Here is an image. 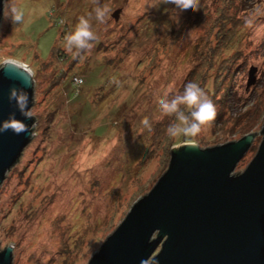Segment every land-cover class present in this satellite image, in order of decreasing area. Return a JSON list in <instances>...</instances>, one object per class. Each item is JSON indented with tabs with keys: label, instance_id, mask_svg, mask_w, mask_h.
Segmentation results:
<instances>
[{
	"label": "rangeland",
	"instance_id": "1",
	"mask_svg": "<svg viewBox=\"0 0 264 264\" xmlns=\"http://www.w3.org/2000/svg\"><path fill=\"white\" fill-rule=\"evenodd\" d=\"M17 2L25 14L21 25L5 18L3 0L0 65L14 59L30 68L33 122L29 142L0 182V249L12 244L11 264H86L165 170L161 146L187 142L166 133L176 121L161 119L157 100L165 93L200 81L216 111L225 110L195 143L205 147L239 137L228 132L232 116L264 94V0H244L236 11L241 21L230 50H243L244 58L217 91L213 75L219 68L205 72L210 50L204 43L217 29L211 23L218 12L233 11L229 0H200V9L180 13L179 23L171 4L100 0L109 9L106 23L92 21L97 39L75 59L64 36L92 10V0ZM243 16H255L251 27ZM145 118L151 130L142 124ZM262 121L249 131L255 132L252 146L235 172L253 156Z\"/></svg>",
	"mask_w": 264,
	"mask_h": 264
},
{
	"label": "water",
	"instance_id": "2",
	"mask_svg": "<svg viewBox=\"0 0 264 264\" xmlns=\"http://www.w3.org/2000/svg\"><path fill=\"white\" fill-rule=\"evenodd\" d=\"M2 6L0 0V15ZM13 87L28 94L30 108L32 72L7 59L0 65V121L14 112L29 133L0 132V182L32 135L33 119L9 101ZM259 135L253 156L238 172L255 132L205 147L172 146L165 170L86 264H264V118ZM11 245L0 249V264L12 263Z\"/></svg>",
	"mask_w": 264,
	"mask_h": 264
},
{
	"label": "clouds",
	"instance_id": "3",
	"mask_svg": "<svg viewBox=\"0 0 264 264\" xmlns=\"http://www.w3.org/2000/svg\"><path fill=\"white\" fill-rule=\"evenodd\" d=\"M161 3L175 6L172 11L175 13L176 23H179L180 13L200 9V0H154L149 5L157 7ZM92 4L94 5L92 10L86 15L79 16L73 30L64 36V48L72 55L73 59L92 49L93 41L97 39L92 21L95 20L100 24L106 23L108 7L101 6L100 0H92ZM256 14H261L259 9L256 10ZM4 16L6 19L11 18L13 23L19 25L25 21L24 11L17 0H5ZM254 20L255 16L246 18L245 26L251 27ZM111 83L116 86L121 85V81L116 77L112 78ZM8 98L10 102H15L16 108L26 119L33 118V113L29 108V96L25 91L13 87L9 90ZM157 104L161 119L174 117L176 121L167 127V135L171 138L184 137L190 145L195 143L194 138L201 133L202 128L214 121L217 115L216 107L205 90L198 83L191 81L184 85L183 91L180 93H165L157 100ZM142 124L151 130V123L147 118L142 121ZM8 130L19 135L29 133V126L24 121L17 119L14 112H10L6 120L0 121V132Z\"/></svg>",
	"mask_w": 264,
	"mask_h": 264
},
{
	"label": "trees",
	"instance_id": "4",
	"mask_svg": "<svg viewBox=\"0 0 264 264\" xmlns=\"http://www.w3.org/2000/svg\"><path fill=\"white\" fill-rule=\"evenodd\" d=\"M229 4L230 5L227 6L228 10L233 9V11H229V14L224 13V10H220L218 12L217 16L213 18L211 23L212 29L214 27H216L217 29L211 32L209 31L211 35L209 36L208 40H205L204 43H207L209 45L210 50L208 53V57H206L205 72H207L208 69H211V71L212 69H214L215 71V68H219V71H217L213 75V79H215L217 83L215 88L213 89L214 91H217L218 87L222 88L223 79H230L232 71L234 70V68L238 67L240 60H243L244 58V54L242 53L243 50H230L232 46L231 42L235 37V28H238L239 21H241L239 20L241 18H239V16L237 17L235 13L244 4V0H229ZM245 19L246 17L243 16V22L245 21ZM224 25L227 27H224ZM227 52L228 54L223 55ZM190 73H192V71ZM201 75H204V72H202ZM199 82L200 81H197V83ZM224 89V96L222 97L225 98L228 95L227 86H225ZM213 90H210L212 94L214 92ZM224 110L225 108L223 107L220 111H217V115L215 117L217 120L222 117V113L224 112ZM263 118L264 94L258 95L257 100L254 99L252 105H246L244 111L238 112L236 115L232 116L231 126L228 132L229 134L238 133L240 134V137L243 134L249 132L257 124V122L260 119L263 120ZM169 151L170 148L168 146H161V159L164 162V167L169 159Z\"/></svg>",
	"mask_w": 264,
	"mask_h": 264
},
{
	"label": "built area",
	"instance_id": "5",
	"mask_svg": "<svg viewBox=\"0 0 264 264\" xmlns=\"http://www.w3.org/2000/svg\"><path fill=\"white\" fill-rule=\"evenodd\" d=\"M76 81H81V77L76 78Z\"/></svg>",
	"mask_w": 264,
	"mask_h": 264
},
{
	"label": "bare ground",
	"instance_id": "6",
	"mask_svg": "<svg viewBox=\"0 0 264 264\" xmlns=\"http://www.w3.org/2000/svg\"><path fill=\"white\" fill-rule=\"evenodd\" d=\"M224 27H227V26L224 25ZM229 84H230V82H229ZM231 84H232V83H231ZM227 92H228V90H227ZM225 95H226V93H225Z\"/></svg>",
	"mask_w": 264,
	"mask_h": 264
}]
</instances>
